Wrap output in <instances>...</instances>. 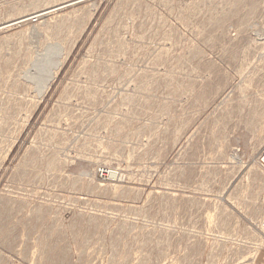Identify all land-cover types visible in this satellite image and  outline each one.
I'll list each match as a JSON object with an SVG mask.
<instances>
[{
    "label": "rangeland",
    "instance_id": "obj_1",
    "mask_svg": "<svg viewBox=\"0 0 264 264\" xmlns=\"http://www.w3.org/2000/svg\"><path fill=\"white\" fill-rule=\"evenodd\" d=\"M33 1L0 24L63 2ZM250 1L89 0L0 31V264H264Z\"/></svg>",
    "mask_w": 264,
    "mask_h": 264
},
{
    "label": "bare ground",
    "instance_id": "obj_2",
    "mask_svg": "<svg viewBox=\"0 0 264 264\" xmlns=\"http://www.w3.org/2000/svg\"><path fill=\"white\" fill-rule=\"evenodd\" d=\"M7 0H0V3L1 2H6ZM35 1V0H34ZM33 1V2H34ZM38 1V0H37ZM41 1V0H40ZM55 1V0H54ZM54 1H53V3H54ZM85 1H89V0H63V2H61L60 4L58 3L57 5H55V6H51V7H49V8H42L41 10H37V11H35V12H31V13H28V14H25V15H22V16H18L17 18H15V16L13 17L14 19H10V20H8L7 22H3V23H1L0 24V31L1 30H6V29H8V28H10V27H13V26H18V25H22V24H25L26 25V23L28 22V21H38L39 19H42V17H44V16H47L48 14H50V13H52V12H57V11H60V10H62V9H64V8H67V7H71V6H74V5H76V4H79V3H82V2H85ZM234 2H235V5L236 6H238V5H241V3L242 2H245V0H233ZM56 2V1H55ZM58 2V1H57ZM252 2V0L250 1V3ZM44 3H46V2H44ZM51 3H52V0H51ZM52 3V4H53ZM92 3H94V2H92ZM15 4V3H14ZM20 4V3H19ZM30 4V3H29ZM40 4V3H39ZM39 4H37V5H39ZM41 4H42V1H41ZM48 4V3H47ZM229 4H230V2H229ZM16 5V4H15ZM14 5V6H15ZM32 5H33V7H34V4L32 3ZM36 5V6H37ZM235 6V7H236ZM11 7H12V5H11ZM29 7V6H28ZM41 7H43V6H41L40 5V8ZM87 7V6H86ZM96 7H98V6H95V3L92 5V9L90 8V10L92 11V12H94L95 11V9H96ZM14 8V7H13ZM3 9H5V8H3ZM8 9H9V7H8ZM11 9V8H10ZM23 9V8H22ZM39 9V8H38ZM87 9V8H86ZM252 9V8H251ZM253 9H254V7H253ZM28 10V9H27ZM249 10V9H248ZM9 11V10H8ZM20 11H23V10H20ZM26 11V10H25ZM10 12V11H9ZM12 12H14V10H12ZM76 12V11H75ZM250 12V11H249ZM254 12H256V9L254 10ZM15 13V12H14ZM24 13V12H23ZM26 13H27V11H26ZM248 13V12H247ZM250 13H252V12H250ZM249 13V14H250ZM92 14V13H91ZM254 14V13H253ZM64 15V14H63ZM78 15V14H77ZM235 15V14H234ZM74 16V15H73ZM76 16V15H75ZM75 16L73 17V19L75 18ZM10 18H11V15H10ZM68 18H71V17H69L68 16ZM49 23V22H48ZM54 23V22H53ZM68 24V21H65L64 19H62V20H60L59 22H56L53 26H51V29L53 30V29H55V30H62L66 25ZM218 24H220V23H218ZM50 25H52V24H50ZM50 25H48L49 27H50ZM20 27V26H19ZM39 27V26H38ZM46 28H48V27H46ZM69 28V27H68ZM40 29V28H39ZM51 29H50V31H51ZM36 30H37V28H36ZM44 30V29H43ZM49 30V29H48ZM34 31H35V29H34ZM39 31V30H38ZM54 32V31H53ZM38 33V32H37ZM43 33V32H42ZM27 35V34H26ZM30 35V34H29ZM13 37V36H12ZM22 38V37H21ZM23 39V38H22ZM13 40V39H12ZM20 41H22L21 39H19ZM9 42H10V40H9ZM20 44V43H19ZM55 54H54V56L55 57H57V56H59V58H60V56L61 55H63L62 53H61V51H59V49H56L55 50V52H54ZM166 53V52H165ZM197 56V55H196ZM103 57V56H102ZM193 57V56H192ZM194 58V57H193ZM64 59V58H63ZM108 59V58H107ZM157 59V58H156ZM159 59V58H158ZM195 59V58H194ZM61 63H62V61L61 62H53L52 64H50V66H49V68H47L46 70H45V76H43V78L40 80V81H38L37 82V84H36V86H37V89H38V97H39V99H41V97L46 93V91L48 90V88H49V86L51 85V83L53 82V80L55 79V76H56V74H57V72H58V70L60 69V67H61ZM108 68V67H107ZM205 98V97H204ZM206 102V101H205ZM8 123V122H7ZM6 123V124H7ZM264 143V139L261 141V143H260V145L261 144H263ZM103 186V185H102ZM101 186V187H102ZM7 211V210H6ZM5 211V212H6ZM6 214H7V212H6ZM0 216H1V214H0ZM9 216H11V215H9ZM8 216V217H9ZM7 220V219H6ZM2 221V220H1ZM0 221V224H3V222H1ZM261 223H262V221H261ZM262 226H264V221H263V224H262ZM3 229V228H2ZM1 229V230H2ZM9 241V240H8ZM47 241V240H46ZM9 245H10V243H9ZM43 245H45V244H43ZM42 245V246H43ZM50 245H48V247H49ZM46 249V248H45ZM52 249V248H51ZM53 251H54V249H52ZM51 250V251H52ZM46 251H47V249L45 250V252L44 253H46ZM55 252H57V251H55ZM58 252H59V250H58ZM63 252V251H62ZM53 253V252H52ZM60 253V252H59ZM43 254V253H42ZM49 254V253H48ZM63 254H65V253H63ZM54 255V254H53ZM60 255V254H59ZM61 255H62V253H61ZM46 256V255H45ZM65 257V256H64ZM50 258V257H49ZM51 258H53V257H51ZM50 258V259H51ZM59 258V257H58ZM47 260H48V258H47ZM42 262H44V261H42ZM43 264V263H42Z\"/></svg>",
    "mask_w": 264,
    "mask_h": 264
},
{
    "label": "built area",
    "instance_id": "obj_3",
    "mask_svg": "<svg viewBox=\"0 0 264 264\" xmlns=\"http://www.w3.org/2000/svg\"><path fill=\"white\" fill-rule=\"evenodd\" d=\"M259 165L264 171V150L259 155Z\"/></svg>",
    "mask_w": 264,
    "mask_h": 264
}]
</instances>
